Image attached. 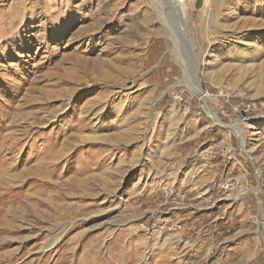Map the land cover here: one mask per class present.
Masks as SVG:
<instances>
[{"label":"rangeland","instance_id":"rangeland-1","mask_svg":"<svg viewBox=\"0 0 264 264\" xmlns=\"http://www.w3.org/2000/svg\"><path fill=\"white\" fill-rule=\"evenodd\" d=\"M177 2L0 0V264H264V0Z\"/></svg>","mask_w":264,"mask_h":264},{"label":"bare ground","instance_id":"bare-ground-1","mask_svg":"<svg viewBox=\"0 0 264 264\" xmlns=\"http://www.w3.org/2000/svg\"><path fill=\"white\" fill-rule=\"evenodd\" d=\"M157 4H154L156 11H158V18L159 20H161V22H163L164 25V29L166 31V35L167 37H172L173 36V32L176 28V22L179 21V23L182 24V22L184 23V20L182 19L181 21V7L179 2H177V0H166L169 4L166 5L165 2L163 0H156ZM176 1V2H175ZM180 8V10H179ZM169 10H171L172 12H170ZM168 13H171V16H174V13L177 16V21L174 17V20H172V22L168 21ZM180 32L183 33V27L179 28ZM118 40V39H117ZM173 40V39H172ZM100 64V63H99ZM83 66V67H82ZM80 68L81 72L83 74H90L92 73L91 69L87 68V64H85V62L83 63ZM80 77V76H79ZM189 86L190 91L193 93V95L195 94L198 99H200L203 102V106L205 109L206 114L208 115V117L215 123V124H219L220 126H223L224 128H226L230 133L235 134L238 139H240V131H239V123L241 121H235L231 124H223L221 123V121L218 119L217 115L215 113H212L210 108H208L206 105V102L210 99V94L207 92H204L201 90V88L199 87V85L196 82L191 83ZM241 140V139H240ZM43 172V171H42ZM232 199L235 200L236 196H232Z\"/></svg>","mask_w":264,"mask_h":264},{"label":"built area","instance_id":"built-area-1","mask_svg":"<svg viewBox=\"0 0 264 264\" xmlns=\"http://www.w3.org/2000/svg\"><path fill=\"white\" fill-rule=\"evenodd\" d=\"M260 105H262V104H260Z\"/></svg>","mask_w":264,"mask_h":264}]
</instances>
